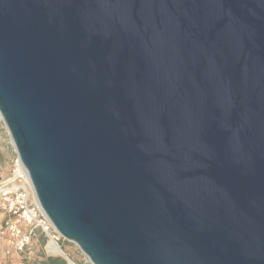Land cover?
<instances>
[{
	"label": "water",
	"instance_id": "water-1",
	"mask_svg": "<svg viewBox=\"0 0 264 264\" xmlns=\"http://www.w3.org/2000/svg\"><path fill=\"white\" fill-rule=\"evenodd\" d=\"M0 117L91 264H264V0H0Z\"/></svg>",
	"mask_w": 264,
	"mask_h": 264
},
{
	"label": "built area",
	"instance_id": "built-area-1",
	"mask_svg": "<svg viewBox=\"0 0 264 264\" xmlns=\"http://www.w3.org/2000/svg\"><path fill=\"white\" fill-rule=\"evenodd\" d=\"M0 214L5 215L0 236L8 241L6 254L24 256L22 264H28L26 256L38 233L47 239L48 245L52 243L63 250L66 240L42 209L32 181L18 156L13 161L10 176L0 181Z\"/></svg>",
	"mask_w": 264,
	"mask_h": 264
},
{
	"label": "rangeland",
	"instance_id": "rangeland-1",
	"mask_svg": "<svg viewBox=\"0 0 264 264\" xmlns=\"http://www.w3.org/2000/svg\"><path fill=\"white\" fill-rule=\"evenodd\" d=\"M16 156L17 154L11 144L9 133L0 117V174L4 172L9 173L8 170L12 166V163ZM47 245V239L43 235H40L38 233L34 238L26 256L29 259V264H34L36 261L42 260L44 256L64 258V256L51 254L48 251ZM63 251L70 257L69 259L75 262V264H91L88 262L89 260L81 252L79 247L74 243L65 241ZM21 258L23 259L24 256H21Z\"/></svg>",
	"mask_w": 264,
	"mask_h": 264
},
{
	"label": "crops",
	"instance_id": "crops-1",
	"mask_svg": "<svg viewBox=\"0 0 264 264\" xmlns=\"http://www.w3.org/2000/svg\"><path fill=\"white\" fill-rule=\"evenodd\" d=\"M13 164V163H12ZM12 166L9 168L8 172L0 174V181L7 179L11 174ZM0 226L5 220V215L0 214ZM8 248V241L6 238L0 236V264H22V258L19 254L13 253L12 255L6 254Z\"/></svg>",
	"mask_w": 264,
	"mask_h": 264
},
{
	"label": "trees",
	"instance_id": "trees-1",
	"mask_svg": "<svg viewBox=\"0 0 264 264\" xmlns=\"http://www.w3.org/2000/svg\"><path fill=\"white\" fill-rule=\"evenodd\" d=\"M30 262H28L29 264ZM34 264H68L62 257H47L44 256L42 260L36 261Z\"/></svg>",
	"mask_w": 264,
	"mask_h": 264
},
{
	"label": "bare ground",
	"instance_id": "bare-ground-1",
	"mask_svg": "<svg viewBox=\"0 0 264 264\" xmlns=\"http://www.w3.org/2000/svg\"><path fill=\"white\" fill-rule=\"evenodd\" d=\"M48 251L51 253V254H54V255H57V256H65V257H69L67 254H65V252L57 247L56 245H53L52 243H50L48 246ZM70 258V257H69ZM71 260V259H70ZM72 261V260H71ZM72 264H75V262L72 261Z\"/></svg>",
	"mask_w": 264,
	"mask_h": 264
}]
</instances>
